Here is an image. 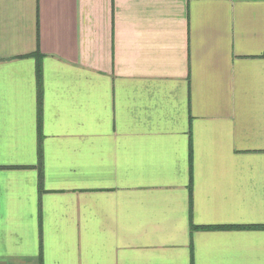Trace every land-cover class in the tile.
Returning a JSON list of instances; mask_svg holds the SVG:
<instances>
[{"label": "crops", "instance_id": "1", "mask_svg": "<svg viewBox=\"0 0 264 264\" xmlns=\"http://www.w3.org/2000/svg\"><path fill=\"white\" fill-rule=\"evenodd\" d=\"M0 264H264V0H0Z\"/></svg>", "mask_w": 264, "mask_h": 264}, {"label": "trees", "instance_id": "2", "mask_svg": "<svg viewBox=\"0 0 264 264\" xmlns=\"http://www.w3.org/2000/svg\"><path fill=\"white\" fill-rule=\"evenodd\" d=\"M35 56L39 57L38 54H36ZM41 79H42V71H41V68L38 67V81H39L40 87H41Z\"/></svg>", "mask_w": 264, "mask_h": 264}]
</instances>
